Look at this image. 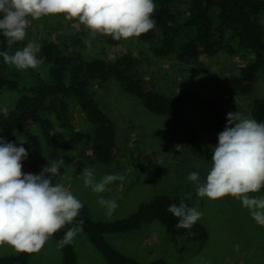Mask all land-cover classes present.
Segmentation results:
<instances>
[{
  "label": "rangeland",
  "instance_id": "374dc122",
  "mask_svg": "<svg viewBox=\"0 0 264 264\" xmlns=\"http://www.w3.org/2000/svg\"><path fill=\"white\" fill-rule=\"evenodd\" d=\"M29 21L22 47L29 42L41 45L54 40L78 49L86 59L103 57L111 61L125 53H132L138 60L140 72L158 92L173 95L188 90L204 94L213 99L225 117L229 112L252 117V100L264 98V71L248 94L239 93L228 85L230 72L250 61L245 52L219 50L211 55L201 53L199 63L181 61L174 55H155L150 44L139 37L121 39L117 43H112L110 36L101 34L91 38L82 24L75 19H65L63 14L44 16L39 20L29 17ZM261 23L264 26V13ZM86 39L91 40V46L85 44ZM35 69L45 75L48 65L41 63ZM23 91L24 85L19 82L15 89L2 92L0 111L12 109ZM92 91L100 107L115 124V158L107 164L94 159L91 151L93 126L80 108L75 107V128L71 134H64L65 152L69 157L67 169L54 180V184H63L87 206L92 219L104 222L128 217L142 202L150 201L155 195L174 196L188 190L194 199L192 207L203 214L197 222L206 224L210 230L209 237L201 242L183 235L171 236L161 222L152 221L137 229L105 233L104 239L122 253L143 262L163 259L168 264H264V226L251 217L240 200L230 195L216 200L198 197L195 184L187 179L189 173L195 171L203 182L210 170L211 147L218 143V134L222 131L213 115L205 109H184L188 121L196 129L197 137L205 146V159L199 160L184 150L171 116L146 109L115 78L95 83ZM30 157L38 162L39 172L53 161L43 139L42 151L30 150ZM85 168L94 170L97 181L107 174H121L124 180L112 182L107 185L106 191L97 193L84 185ZM249 195L262 196L264 188ZM101 197L114 200L119 205L111 216L98 203ZM71 244L77 264H106L101 251L84 230L76 235ZM237 244L238 250L234 249ZM15 253L18 252L11 246L0 245L1 256ZM28 264H64L61 247H58L54 235L40 251L31 255Z\"/></svg>",
  "mask_w": 264,
  "mask_h": 264
},
{
  "label": "trees",
  "instance_id": "16d2710c",
  "mask_svg": "<svg viewBox=\"0 0 264 264\" xmlns=\"http://www.w3.org/2000/svg\"><path fill=\"white\" fill-rule=\"evenodd\" d=\"M156 5L152 18L155 26L139 39L150 44L157 56L174 55L181 61H195L201 53L215 54L219 50L229 53L245 52L250 61L230 72L227 82L231 89L242 94L252 92L254 84L264 71V0H154ZM118 40L111 39L112 43ZM22 41L9 46V41L0 33V51L10 54L22 49ZM37 57L48 65L45 75L36 69L19 70L5 64L0 56V94L15 89L19 82L24 91L7 112L0 111V135L28 151L22 161V171L40 174L39 164L30 157V150L42 151V139L48 155L53 161L64 160L59 174L50 177L52 183L67 169L69 157L65 152L64 134H71L75 128V107H79L93 126L91 151L100 163H110L116 155V127L100 107L92 87L113 77L127 92L137 97L146 109L155 114H166L175 121L184 150L196 159H205V146L197 137L196 129L188 121L185 108L205 109L213 115L223 131L227 117L223 115L210 97L188 90L176 94L158 92L138 68V60L132 53H125L111 61L103 57L84 58L81 51L66 43L48 40L40 45ZM22 75V77H21ZM22 78V79H21ZM251 115L258 122H264V98L252 100ZM55 130V135L50 132ZM177 195L158 194L150 201L142 202L137 210L125 218L113 221H98L90 217L87 206L82 203L79 216L73 224L66 225L54 234L61 241L68 228L79 225L89 239L99 248L106 264H168L163 259L143 262L128 256L103 235L125 232L140 228L144 223L161 222L171 236H186L191 240L205 241L210 230L206 224L196 222L188 229H177L178 219L167 212L170 204H179ZM193 196L184 203L192 207ZM64 264H77L72 244L61 247ZM34 253V252H33ZM18 252L0 255V264H28L33 255Z\"/></svg>",
  "mask_w": 264,
  "mask_h": 264
},
{
  "label": "clouds",
  "instance_id": "9594fccd",
  "mask_svg": "<svg viewBox=\"0 0 264 264\" xmlns=\"http://www.w3.org/2000/svg\"><path fill=\"white\" fill-rule=\"evenodd\" d=\"M154 0H0V33L9 46L23 41L30 21L44 16L63 14L67 20H77L89 31L114 40L129 39L146 34L155 26L152 15ZM85 44L91 46V40ZM40 45L27 43L14 54L0 51L5 64L19 70L35 69L42 60L37 57ZM55 135V130L50 132ZM211 167L203 182L198 172L187 176L196 186L198 197L216 200L232 196L241 201L251 217L264 226V195L251 196L264 188V122L229 112L224 130L218 134V143L211 147ZM28 156L23 143L17 146L0 136V245L7 244L17 252H38L52 235L68 224H73L83 205L78 197L61 183L53 184L50 177L59 174L64 160L51 161L40 174L22 171V161ZM199 167V165H197ZM85 187L94 192L107 190V185L123 181L121 174H107L99 181L94 170H83ZM191 193L181 197L180 203L170 204L167 212L178 219L177 229L191 228L202 212L184 203ZM98 203L111 216L119 206L116 201L101 197ZM83 221L68 228L58 247L71 244L83 231ZM239 245H234L238 250Z\"/></svg>",
  "mask_w": 264,
  "mask_h": 264
}]
</instances>
